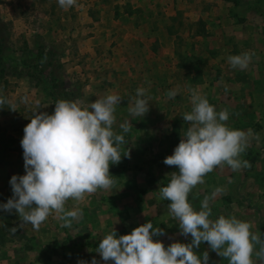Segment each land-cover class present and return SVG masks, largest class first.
<instances>
[{
  "label": "rangeland",
  "instance_id": "374dc122",
  "mask_svg": "<svg viewBox=\"0 0 264 264\" xmlns=\"http://www.w3.org/2000/svg\"><path fill=\"white\" fill-rule=\"evenodd\" d=\"M81 2L90 4V9L94 6L92 0H77L67 9L58 0H0V18L9 27L7 48L0 58V97L7 101L0 108V204L13 195L11 177L25 174L20 142L29 118L37 111L53 113L60 99L87 108L101 96L119 95L122 101L116 106L113 131L124 135L121 150H128L130 158L122 154L119 164H110L115 181L111 189L86 194L82 202L67 201L66 210L82 211L70 228L53 214L35 230L22 223L15 210H0V264H77L78 260L90 264L93 257L105 264L95 251L102 237L113 229L117 236L129 234L148 221L154 229L164 230V235L153 239L165 247L177 241L191 243L190 235L180 234L178 220L169 214L170 201L159 192L170 182V173L178 172L163 161L190 126L182 116L191 106L169 99L165 80L143 71L132 76L119 70L116 75L96 62L97 68L85 74L82 41L92 32L85 30L91 22H84L79 14ZM181 4L185 14L180 13L179 25L182 22L189 32L174 48L177 63L189 71L187 80L200 86L197 90L217 111L228 110L226 124L231 129L250 130V144L240 159L251 166L239 171L227 164L215 168L192 189L188 201L199 211L204 198L221 189L209 201L210 218L235 216L249 222L252 232L264 234V0H182ZM108 41L97 44L98 51L110 52L113 42ZM245 52L254 53L248 68H232L228 57ZM139 87L147 89L149 102L143 117L128 112ZM230 96L239 98L236 107ZM12 105L15 111L9 109ZM125 121L132 124L126 134L120 128ZM206 250L208 264H229L206 242L195 249L201 259ZM258 250L257 244L253 264H260Z\"/></svg>",
  "mask_w": 264,
  "mask_h": 264
},
{
  "label": "clouds",
  "instance_id": "9594fccd",
  "mask_svg": "<svg viewBox=\"0 0 264 264\" xmlns=\"http://www.w3.org/2000/svg\"><path fill=\"white\" fill-rule=\"evenodd\" d=\"M62 8L76 6L77 0H58ZM254 53L245 52L230 55L232 68L246 70ZM191 111L185 112L183 120L189 127L172 155L163 163L175 166L178 172L170 173V182L159 188L162 199L170 201L169 214L178 220L180 234L191 236V243L173 242L167 247L154 236L164 235L161 228H153L148 221L134 228L129 234L117 236L113 229L104 235L95 250L107 264H208L209 253L201 256L195 249L206 242L218 256L228 259L229 264H253L255 245L259 250L255 256L264 264V234L252 232V225L235 216L220 215L211 219L209 201L206 196L197 211L188 201V195L198 184L204 183V176L215 168L227 164L239 171L250 167L247 160L240 159L250 144L249 132L231 129L227 109L217 111L208 99L196 89H189ZM147 89L139 87L129 101L128 112L143 117L149 111ZM178 89L169 90L167 96L174 99ZM122 98L117 94H106L95 99L87 108L78 102L60 99L55 103L53 113L34 112L24 127L21 147L23 149L24 175H13L10 179L12 197L0 210L15 213L22 223L38 230L46 219L55 214L70 228L82 216L79 209L66 210L69 199L85 200L86 194L98 189L109 190L115 181L110 174V164L121 162L123 134L113 131L116 106ZM7 101L0 97V108ZM89 108L91 110H89ZM15 111V106H10ZM132 127L130 121L120 125L124 134ZM255 139H259L258 134ZM77 264H89L78 260ZM90 264H99L95 257Z\"/></svg>",
  "mask_w": 264,
  "mask_h": 264
},
{
  "label": "crops",
  "instance_id": "0c3cea01",
  "mask_svg": "<svg viewBox=\"0 0 264 264\" xmlns=\"http://www.w3.org/2000/svg\"><path fill=\"white\" fill-rule=\"evenodd\" d=\"M181 1L92 0L91 5L94 6L91 9L86 2L78 4L81 19L91 22L90 25L85 24L86 32H92L82 41V60L86 61L82 65L83 72L90 75L91 69L97 68L94 67L96 62L115 70L116 75H119V70L122 75L132 76L143 71L147 76L165 80L164 84L170 90L178 89V95L173 100L190 107L189 89L197 90L200 86L187 80L185 73L189 71L177 63L174 50L189 32L188 28H182V22L179 25L180 13L185 14V11L181 12ZM173 23L176 24L174 27ZM108 40L113 42L111 51H98L100 47L97 44H109ZM236 101L239 98L230 96L232 106L236 105Z\"/></svg>",
  "mask_w": 264,
  "mask_h": 264
},
{
  "label": "trees",
  "instance_id": "16d2710c",
  "mask_svg": "<svg viewBox=\"0 0 264 264\" xmlns=\"http://www.w3.org/2000/svg\"><path fill=\"white\" fill-rule=\"evenodd\" d=\"M8 32H9L8 23L6 21H3L0 18V58L3 55L2 52L7 48ZM47 63H50V62L48 61ZM60 95H61V93H60ZM64 96H65V94H64Z\"/></svg>",
  "mask_w": 264,
  "mask_h": 264
},
{
  "label": "built area",
  "instance_id": "2783aa9c",
  "mask_svg": "<svg viewBox=\"0 0 264 264\" xmlns=\"http://www.w3.org/2000/svg\"><path fill=\"white\" fill-rule=\"evenodd\" d=\"M90 3H92V2H90Z\"/></svg>",
  "mask_w": 264,
  "mask_h": 264
}]
</instances>
